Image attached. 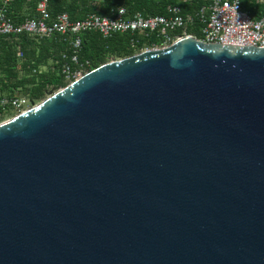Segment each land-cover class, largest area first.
I'll return each mask as SVG.
<instances>
[{
    "label": "water",
    "instance_id": "water-1",
    "mask_svg": "<svg viewBox=\"0 0 264 264\" xmlns=\"http://www.w3.org/2000/svg\"><path fill=\"white\" fill-rule=\"evenodd\" d=\"M0 264H264V48L185 37L0 123Z\"/></svg>",
    "mask_w": 264,
    "mask_h": 264
},
{
    "label": "trees",
    "instance_id": "trees-1",
    "mask_svg": "<svg viewBox=\"0 0 264 264\" xmlns=\"http://www.w3.org/2000/svg\"><path fill=\"white\" fill-rule=\"evenodd\" d=\"M5 0H0V8ZM42 0H13L7 3L8 14L16 24L24 23L37 15V6ZM51 16L55 19L59 14L67 12L72 21L84 19L89 14L113 16L124 7L127 16L142 14L150 16H168L169 9L181 8L184 15H195L209 6L210 0H48ZM243 6L254 18L264 17V2L243 0ZM68 40L70 38L67 37ZM82 47L78 53L80 63L89 64L94 70L113 58L123 59L136 55L144 44L155 41L131 33H118L104 38L100 33L91 31L81 35ZM133 40L138 45L133 46ZM19 51L23 57H19ZM74 53L69 42L62 36L40 39L28 34L0 36V122L3 110V98H18L17 91L33 100L45 99L51 90L66 86L62 76V66L71 64ZM50 65L48 67L47 65ZM48 69L42 71L41 67ZM12 111V110H11Z\"/></svg>",
    "mask_w": 264,
    "mask_h": 264
},
{
    "label": "built area",
    "instance_id": "built-area-1",
    "mask_svg": "<svg viewBox=\"0 0 264 264\" xmlns=\"http://www.w3.org/2000/svg\"><path fill=\"white\" fill-rule=\"evenodd\" d=\"M11 1L5 0L0 8V36L28 34L40 39H50L56 35L65 37L74 53L71 64L62 66L66 86L90 72L88 63L79 62L78 53L82 47L81 35L91 31L100 33L104 38L118 33H131L148 39L155 37L156 40L144 44L139 53L168 48L185 37L197 38L204 43L264 48V17L254 18L244 8L243 0H210L209 6L195 15H184L180 7L174 6L169 9L168 16L145 17L136 14L128 17L126 8L120 7L113 16L89 14L78 21H72L67 12L53 19L49 1L42 0L37 6V15L21 24H16L8 14L6 6ZM137 43L136 40L132 42L135 47ZM18 56L23 57L21 51ZM1 107L4 111L10 108L18 116L34 106L27 98L18 97L3 98Z\"/></svg>",
    "mask_w": 264,
    "mask_h": 264
},
{
    "label": "rangeland",
    "instance_id": "rangeland-1",
    "mask_svg": "<svg viewBox=\"0 0 264 264\" xmlns=\"http://www.w3.org/2000/svg\"><path fill=\"white\" fill-rule=\"evenodd\" d=\"M252 1H257V3H263L264 2V0H252ZM139 54V53H138ZM113 60H120V59H115V58H113L111 61H113ZM110 61V62H111ZM48 67H50V65L48 64L47 65ZM47 66H42L41 67V70L42 71H44V70H47L48 69V67ZM57 90H51L49 93H48V95H47V97L46 98H48L49 96H51L53 93H55ZM15 95L16 96H19V95H22V97H25V98H27L28 100H29V102L33 105V106H36V105H38V104H40L42 101H44L45 99H42V100H33V99H31V98H29V97H27V96H24L23 94H22V92L21 91H17L16 93H15ZM16 116V113L14 112V111H7L5 114H2V116H1V122L0 123H3V122H5V121H8V120H10V119H12L13 117H15Z\"/></svg>",
    "mask_w": 264,
    "mask_h": 264
}]
</instances>
